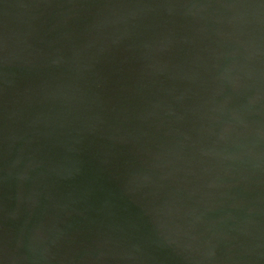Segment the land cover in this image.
<instances>
[{
	"label": "water",
	"instance_id": "water-1",
	"mask_svg": "<svg viewBox=\"0 0 264 264\" xmlns=\"http://www.w3.org/2000/svg\"><path fill=\"white\" fill-rule=\"evenodd\" d=\"M0 264H264V0H0Z\"/></svg>",
	"mask_w": 264,
	"mask_h": 264
}]
</instances>
